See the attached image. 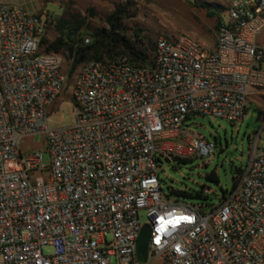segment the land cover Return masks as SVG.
Wrapping results in <instances>:
<instances>
[{"label":"built area","instance_id":"1","mask_svg":"<svg viewBox=\"0 0 264 264\" xmlns=\"http://www.w3.org/2000/svg\"><path fill=\"white\" fill-rule=\"evenodd\" d=\"M224 3L214 47L163 35L144 62H80L73 119L48 127L67 80L61 56L40 49L53 14L0 2V264H142L141 210L148 259L264 264V120L247 164L209 212L162 197L159 186L161 156L214 154L212 141L185 128L191 117L239 122L249 95L264 93V0ZM37 134L43 148L23 150Z\"/></svg>","mask_w":264,"mask_h":264},{"label":"rangeland","instance_id":"2","mask_svg":"<svg viewBox=\"0 0 264 264\" xmlns=\"http://www.w3.org/2000/svg\"><path fill=\"white\" fill-rule=\"evenodd\" d=\"M122 8L121 28L115 33L122 40L143 51L148 58L154 42L159 36H174L186 33L208 47H214L217 37V23L227 20L224 0H25V8L33 12L53 14V23L48 25L43 38L52 41L64 36L74 48L101 42L102 59H111L129 55L117 48L115 54L106 49L112 40L107 36L110 27L107 17L117 8ZM209 12H214L209 15ZM59 20L66 24L60 31ZM72 34L66 36L67 31ZM86 39L89 41L86 42ZM257 42L264 45V30L257 36ZM41 51L45 45L41 44ZM57 54L62 58L61 70L67 80L52 108L49 111L48 127L63 126L71 123L75 104L70 97L71 86L79 63L73 68L72 55L62 49ZM88 59H94L89 53ZM259 113V121L256 115ZM264 120V93L252 94L246 102L242 120L229 122L222 118L196 115L191 117L185 128L214 143L211 156H193L179 159L161 156L158 159V172L162 197L169 200L184 201L200 206V211L207 213L228 195L234 184L236 169H243L252 151L254 138ZM22 149L43 148V138L37 134L30 140H22ZM258 144H262L259 138ZM47 164V156L44 155ZM214 171L218 182L210 181L206 175ZM203 187L204 196L183 197L170 193V188L194 192ZM208 188V193L205 192ZM140 223H147L145 210L139 212ZM52 248H43L44 254ZM114 262V260H113ZM148 264H163L159 259L149 257Z\"/></svg>","mask_w":264,"mask_h":264},{"label":"trees","instance_id":"3","mask_svg":"<svg viewBox=\"0 0 264 264\" xmlns=\"http://www.w3.org/2000/svg\"><path fill=\"white\" fill-rule=\"evenodd\" d=\"M122 8L117 7L108 17L107 23L110 27V32L107 36L112 40L111 46H109L106 51L111 55L118 53L117 48H121V52H124L129 55V59L135 62H144L148 56L141 50L136 49L133 45L128 44L127 41L122 40L121 36H116V32L121 28L120 20L122 18ZM214 12H209V15H213ZM220 20L217 23V28L220 25ZM66 22L64 20H59L58 29L62 31V28ZM72 32L69 30L66 33V36H70ZM40 44L45 45L44 52H54L58 53L60 50L65 49L68 50L70 55H72L73 62L72 67L74 68L78 63L82 62L85 59H88L89 53L95 60H101L103 58L101 52V42L99 40H95L92 44H86L80 48H74L71 44L68 43L67 39L64 36H59L52 41H48L45 38H42ZM240 169H236V173ZM207 179L210 181L218 182L217 175L214 171L210 172L206 175ZM170 193L181 195L183 197H197L202 198L204 196L203 187L201 190H197L194 192H187L186 190H177L170 188Z\"/></svg>","mask_w":264,"mask_h":264},{"label":"water","instance_id":"4","mask_svg":"<svg viewBox=\"0 0 264 264\" xmlns=\"http://www.w3.org/2000/svg\"><path fill=\"white\" fill-rule=\"evenodd\" d=\"M256 121H259V113L256 115ZM151 228L148 223H144L135 242V257L136 261L142 264L148 262V242L150 238Z\"/></svg>","mask_w":264,"mask_h":264},{"label":"crops","instance_id":"5","mask_svg":"<svg viewBox=\"0 0 264 264\" xmlns=\"http://www.w3.org/2000/svg\"><path fill=\"white\" fill-rule=\"evenodd\" d=\"M0 2H4V3H9V4H13V5H16V6H20V7H23L25 8V0H0ZM26 9V8H25ZM27 10V9H26ZM30 12H33V11H30ZM256 93H259V92H256V91H253L250 95L252 96V94H256ZM248 97V99H249ZM248 102V101H247Z\"/></svg>","mask_w":264,"mask_h":264}]
</instances>
